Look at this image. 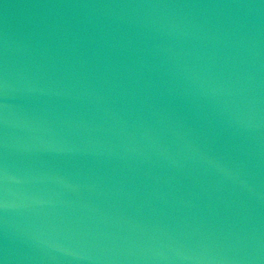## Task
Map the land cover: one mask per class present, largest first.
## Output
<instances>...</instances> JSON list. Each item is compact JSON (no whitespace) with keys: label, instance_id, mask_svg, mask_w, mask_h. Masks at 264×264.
Masks as SVG:
<instances>
[{"label":"water","instance_id":"water-1","mask_svg":"<svg viewBox=\"0 0 264 264\" xmlns=\"http://www.w3.org/2000/svg\"><path fill=\"white\" fill-rule=\"evenodd\" d=\"M0 264H264V0H0Z\"/></svg>","mask_w":264,"mask_h":264}]
</instances>
